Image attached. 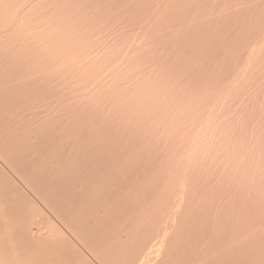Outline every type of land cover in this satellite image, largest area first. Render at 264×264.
<instances>
[{
    "label": "rangeland",
    "instance_id": "1",
    "mask_svg": "<svg viewBox=\"0 0 264 264\" xmlns=\"http://www.w3.org/2000/svg\"><path fill=\"white\" fill-rule=\"evenodd\" d=\"M1 1L2 0H0V15H1ZM22 1L23 0H17V4H14L16 1L13 3L12 8L14 11H12V12L10 11L9 12L10 14L9 13L4 14V12H3L2 16L3 17L5 15L6 16L4 18L2 16H0V21L3 23L0 26H2L3 29L5 27H9V29H10L11 26H14L13 29H10L11 32H9L10 30H8V28L7 29L5 28L3 30L0 27V29H1L0 34L2 31L6 30L5 33L3 32L0 35V40H2V43H3L2 44L0 42L1 48L4 47L3 50L4 49L6 50V51L5 50L2 51V49L0 48L1 49L0 53L3 52L2 55L0 54L2 57V58H0V65H1L0 66V70H1L0 73L2 74V76L7 75L6 74V73H8V72H6V69L8 68L7 63H9V65H12L13 68H16L15 66H17V65L20 67L26 68L23 71V69L19 70V68L17 66V68L15 69L16 70V72H15L14 69L9 66V69L13 70L15 72V75H17V73L19 74V77H21V83L23 84L20 86V90L19 89L17 90L19 93H21L23 95V96H21V98L25 99V100H23V102L25 104L23 102H21V106H22L21 107V125H23V127L21 126V131L24 132L26 129L30 130L32 128L33 124L36 123V121L38 122L39 118H40L39 122H41L43 120H52L54 122L57 121V123H59V122L64 123L65 126H67L68 131L70 130V134H72V135L73 134L74 135L79 134L80 138H82L84 140V142L86 141V143H88L87 139L89 141L90 138L99 139L100 141L103 142V147H104V149L103 148L100 149V151L103 152V154L101 153L102 154L101 157H103V158L104 157L105 158H108V157L118 158V160L116 161V163L119 164L118 166L123 165V167L131 169L134 172L136 171L135 172L136 176L134 179H135L136 184L138 186L141 184V182H142V184L145 183L144 184L145 186L149 185L148 187H150V190L146 192L148 194L146 196V199L148 198V196H150V195L153 196L158 191V188H159L158 186H160L162 184V182L164 181L163 173H165V171H167V168L169 167L168 170L172 169L170 163L168 162V161H172V160H171L170 156L168 158L166 153L168 151L171 152V149L174 148L175 156L177 155L178 158L180 159L181 154H182V156H184L183 155L184 153L182 152V149L184 148L183 146H185V143L188 144V146L186 145L185 152L190 151L191 154L190 153L189 154L192 155L193 150H195L194 156H195L196 152L198 153L197 156H195V157H199L200 155L203 156L202 160H201V156L197 160L195 173L200 174L199 176H201L202 178H204V177L206 178V176H209L211 178V179H209V183H208V179L205 180V179H202L201 177L198 178V175L194 176L195 179L192 177V183H194V185L197 188L195 190H199L198 192H196V195L197 194L198 195L206 194V198L203 199V198H200V196H199V199H202V201H201V200H198V196L195 195L194 200L191 202V204H188V206L184 209L185 211H187L190 207H194L195 211L194 210L191 211V212H193V214H191V217L189 220H190V222H194L195 225H193V227H192L190 225H192L193 223H189L190 227H188V228H191L190 231H192V233H189L190 231L187 233V230H185V233L182 234L183 240H182L181 244H179V243L176 244L175 243L176 241H174V239L171 238V240H173V241H171V245L174 244V248L176 249L175 251L171 252V253H174V255L167 256L165 258L160 257V259H158V257H157V259L155 258V259L150 260L149 264H153V263L155 264V261H156V264H160V263L161 264H200V262H201V264H204V263L205 264H219V263L220 264H223V263L224 264H228V263L229 264H263L264 263V244H263L264 243V215H263L264 214V181H263L264 180V41H263L264 40V31H263L264 30V6H263L264 0H220V1L219 0H211V1L210 0H140V1H138V0H81V1L80 0H74V2H71L70 0H68V1L61 0L60 2H59V0H55V1L49 0L48 5H47V3H48L47 0L46 1L45 0H35V1L34 0H24L25 2L24 1L22 2ZM52 1H54V2L52 3ZM76 1L78 4H76ZM50 2H51V4H50ZM111 2H112V4H111ZM66 3L68 4L69 8L67 7ZM168 3H170V4H168ZM37 4H40V5H37ZM140 4H141V6H140ZM220 4H221V6H220ZM52 5L54 7H52ZM26 6H27V8H26ZM163 6H164V8H163ZM218 6H219V8H218ZM66 7H67V9H66ZM147 7L148 8L150 7V8L148 9ZM35 8H37L38 11L36 10V12H35ZM30 9L34 12V15H33V12L30 11ZM41 9H42V11L39 12ZM55 10H56V12H55ZM59 10H60V12H59ZM61 11H63V12L61 13ZM201 11H203V12H201ZM58 12H59L60 16L57 14ZM73 12H74V16H73ZM29 13H30V15H29ZM62 14H64V15H62ZM83 14H85V15H83ZM67 15L70 16L71 18H74V19L69 20V17ZM75 15H77L78 17L77 16L75 17ZM24 16L26 18H24ZM18 17L20 18V20L16 19ZM51 17L53 19H51ZM82 17H83V19H82ZM152 17H153V19H152ZM177 17H178V19H177ZM191 17L193 20L191 19ZM11 18L15 19L17 22L19 21L18 22L19 25L17 24V22L16 23L14 22L15 20H11ZM3 19H5V20L8 19L10 22L8 20H7L8 21L7 22ZM57 19H59V20H57ZM75 19H77V21ZM161 19L163 22L161 21ZM105 20H106V22H105ZM29 21L32 22L33 24L30 23ZM45 21L50 23L49 24L50 26ZM123 21L125 22L124 24H123ZM1 22H0V24H1ZM4 22H5V24H4ZM25 22L27 24L30 23L31 25L30 24L27 25ZM247 22H248V24H247ZM7 23H8V25L10 24V26H7ZM160 23H162V24H160ZM11 24H14V25H11ZM15 24H17V25L15 26ZM52 24H53V26H52ZM54 24L56 26H54ZM188 24H189V26H188ZM233 25H234V27H233ZM19 26H20L19 29L15 28V27H19ZM25 26H26V30H25V28H23ZM51 26L53 27V29ZM27 27H28L29 33L31 34L32 40L28 39L29 37L26 38V36L28 35ZM56 27L58 30L55 29ZM59 27L61 28L62 33H61ZM219 27H221V28H219ZM254 27H255V29H254ZM22 28L24 30H22ZM45 28H47V30H45ZM63 28H64V30H63ZM67 29H69V31H67ZM70 29H71V31H70ZM15 30H17L18 32H21V33L23 32L22 34H25L26 36L24 37L23 35L19 34ZM30 30H32V32ZM87 30H89V31H87ZM96 30H97V32H96ZM34 31L35 32L38 31L37 34L33 33ZM39 32H41V35H43V33H44L46 38H44L45 36H43V38L46 41L49 40V42L45 41L46 42L45 43L44 40H42L43 41L42 42L41 40L36 39L37 36L38 37L40 36V39L42 38ZM55 32H56V34H55ZM164 32H166V33H164ZM85 33H87V34H85ZM3 34H6V36L3 37ZM33 34H35V35H33ZM111 34H112V36H111ZM11 35H14V36L11 37ZM61 35H63V36H61ZM101 35H102V37H101ZM177 36H179L180 38ZM1 37H3V39ZM10 37L12 39H9ZM14 37H16L15 38L16 41L14 40ZM18 37H20L21 39L17 40ZM106 37H108V38H106ZM123 37L125 38V40ZM223 37L225 40H223ZM4 38L6 39V41ZM52 38H54V40ZM88 39H90V41ZM20 40H22L23 42L21 43ZM221 40H223L224 42L223 41L221 42ZM14 41L16 42V45L14 44L15 43ZM34 42H35V44H32ZM36 42H38V44H41V43L42 44L39 46ZM142 42H143V44H142ZM12 43L14 44V47H12V45H13ZM44 43H45V45H44ZM49 43L51 45H49ZM2 45H3V47H2ZM17 45L19 46L18 50L15 49L16 52H12V49L18 47ZM46 45L49 47L51 46L50 47L51 50H49V51H51L53 53V55L51 52L48 51L49 47H46ZM258 45L260 47L263 46V48L261 47L263 49V50H261L262 53L260 56L256 57V59L254 61L255 67L250 69L249 73L248 72L246 73L247 75L245 76L246 77L245 78V77L240 75V72L242 71V68H243V64H245L244 62H246L247 58L249 57V54L252 51L251 49H253L255 46H258ZM6 46H9L8 48H10V50ZM28 47L30 48V50H28ZM31 47L33 49L35 48L33 52L31 51L32 50ZM22 48H23V50H22ZM26 48L28 50L27 53L25 52ZM148 49L150 51H148ZM131 50H132L133 54L131 53ZM39 51H41V52H39ZM185 51H187V52H185ZM5 52H6V55H5L6 57H4ZM9 52L10 53L12 52L11 53L12 55H10ZM24 52L26 53V55L24 54ZM30 52H32L31 53L32 57L30 56L31 55ZM35 52L38 53L37 57L35 56V54H36ZM60 52L66 53V55H65L66 57L64 55L62 56L63 53L60 54ZM225 52H227V53L230 52L229 53L230 55L229 54H227L229 56L225 55L226 54ZM13 54H16L18 57L13 56ZM20 54L23 56L22 60H21ZM42 54L45 55L46 58ZM58 54H60V55H58ZM68 54H71V57H70V55L68 57ZM147 54H148V56H147ZM178 54H179V56H178ZM55 55H56V57H55ZM223 55L226 57H224ZM50 56H52V57H50ZM77 56L79 58H81L82 61L79 58H77ZM234 56H235V58H234ZM15 57H17L16 59L19 58V60L17 61L16 59H14ZM26 57L28 60L26 59ZM29 57H31L32 59ZM74 57H76V58L74 59ZM4 58H6V59H4ZM7 58H8V60H7ZM163 58H165V60ZM34 59H36V60H34ZM63 59H66V60H63ZM112 59H113V61H112ZM130 59H131V61H130ZM20 60H21L22 64L19 62ZM31 60L33 63H31ZM43 60H46V62L43 63L44 62ZM54 60H57V62L58 61H60V62H58L56 64V61H54ZM87 60H89V61H87ZM92 60L94 62H92ZM162 60H163V62H162ZM39 61H40V63H39ZM70 61H72L71 63L74 64L73 67H75V68L71 67L72 64L70 63ZM73 61L74 62L76 61L77 63L76 62L74 63ZM134 61H137V63H135ZM144 61H145V63H143ZM29 62L32 64V66ZM90 62H92V63L90 64ZM121 63H122V65H121ZM256 63H257L258 67L256 66ZM38 64H39V66H36ZM41 64L43 66H44V64H46L45 70H44L45 66L43 67V66H41ZM54 64L55 65L59 64V65L57 67V66H54ZM147 64H148V66H147ZM3 65H5V66H3ZM80 65L81 66L83 65L82 68ZM84 65H86V67H84ZM131 65H132V67H131ZM134 65H135V68H134ZM186 65H187V67H185ZM67 66H69V67H67ZM149 66H151V67H149ZM37 67L38 68L43 67V68L37 69ZM140 67H141V70H140ZM84 68H86V70ZM124 68L125 69L127 68V69L125 70ZM33 69L35 70L34 73L37 71L36 77H37V74L39 75L37 78H33L34 77L32 74ZM119 69H121V70L123 69L122 71L124 74L121 73L122 71L120 72ZM27 70L31 71V73L29 71L27 72ZM89 70H91V72ZM127 70L129 71V73ZM136 70H137V73H136ZM13 71H12V73H14ZM19 71L21 72L22 76H20L21 74ZM38 71L39 72L42 71L40 73L41 75L38 73ZM150 71H152V73ZM169 71H171V72L168 73ZM214 71H215V73H214ZM101 73H102V75H101ZM119 73H121V74H119ZM145 73H147V74L151 73L150 75L152 77L150 75L147 76V74H145ZM235 73H237V75ZM46 74L47 75L49 74V79H48V76ZM142 74H144V75H142ZM248 74H249V76H248ZM24 75H25L26 79H24V81H22V78L24 77ZM132 75H134L135 78ZM208 75H211L210 78L208 77ZM43 76L46 78H44ZM143 76H145V77H143ZM82 77H84V78H82ZM94 77H96V80L94 79ZM138 77H140L141 79ZM211 77H212V79H211ZM219 77H220V79H219ZM27 78H29V81H27ZM32 78L35 79L34 82L35 81H37V82L40 81V82L37 84H36V82H35V84L34 83L32 84V80H33ZM75 78H77V79H75ZM87 78H88V80H86ZM244 78L246 79L245 82L247 85H245V82L243 80ZM73 79H74V82H73ZM80 79H82V81H80ZM139 79H140V81H139ZM151 79H155V80H151ZM247 79H249V80L247 81ZM89 80H90V82H89ZM183 80H184V82H183ZM202 80H204V81H202ZM25 81L29 82L30 84L25 83ZM166 81H168V82H166ZM175 81H176V83H175ZM77 82L78 83L80 82L79 85ZM113 82L118 83L119 85L114 84ZM180 82L183 83L184 85L181 84ZM194 82H195V84H194ZM243 82H244L245 87H243V85H242ZM106 83H107V86L108 85H110V86L107 87ZM138 84H139V86H138ZM143 84L145 87H143ZM117 85H118V88H117ZM101 86H103V87L101 88ZM189 86H191V87H189ZM119 87H121V88H119ZM146 87H147V89H146ZM203 87H205V88H203ZM225 87L228 88V91H227V88H225ZM103 88H106V89L104 90ZM144 88H145V90H144ZM190 88H191V91H190ZM28 89L31 90V92H30L31 94L29 93ZM156 89L159 92H157ZM179 89H181V90H179ZM262 89H263V91H262ZM108 90H110V91L108 92ZM123 90L125 91L124 95H122ZM194 90H195V95H197L196 97H195L194 93H192V91L194 92ZM91 91L93 93L94 92L95 93L93 94V93H91ZM114 91H115V94H113ZM164 91H166V92H164ZM257 91H259V93ZM141 92H143V93H141ZM182 92H183V94H182ZM220 92L221 93L223 92V93L221 94ZM127 93L129 95V97L126 95ZM152 93H154V94H152ZM162 93H164V94H162ZM208 93H210L211 96L208 95ZM232 93H234V94H232ZM87 94H88V96H87ZM150 94H152V95H150ZM157 94H159V95H157ZM191 94L194 95L193 96L194 99H192L193 97L190 96ZM219 94H221L222 98H221V96L218 97ZM244 94H246V95H244ZM26 95H30V96H28V98H27ZM136 95H138V96L136 97ZM165 95L166 96L168 95V96L166 97ZM206 95H208L207 98H206ZM153 96L155 97V100L153 99L154 98ZM185 96L187 97V99H184V98H186ZM247 96H248V99H247ZM126 97L129 98L128 105H126L127 107L125 106L126 102L124 103V101L126 100L125 99ZM99 98H101L102 100ZM108 98H111V100ZM121 98H123V99L120 102ZM180 98H182L183 101L179 100ZM208 98H209V100L207 101L206 99H208ZM210 98H212V99H210ZM113 99L117 100L118 103H115L116 101ZM224 99H225V101H227V103L222 102ZM130 100L132 102L136 101V102H134V105L132 102H130ZM176 100L180 101V103L178 102L180 107L178 106L177 103H175V102H177ZM193 100H195L194 102L197 104H195L193 102ZM220 100H222V101L220 102ZM110 101H111V103H109ZM113 101H115V102L113 103ZM141 101H144V102H141ZM160 101H162V102H160ZM173 101H174V104L171 103ZM186 101L187 102L189 101L191 104L189 105V102L185 103ZM167 102L169 103V106H168ZM119 103L121 104V106L119 105ZM131 103H132V105H131ZM147 103L149 104V106ZM156 103H157V105H156ZM182 103H183V105H182ZM199 103H201V104H199ZM219 103H224V105L226 107L223 104H219ZM105 104L106 105L110 104V105L106 106ZM113 104H115V106H117L116 109L114 108ZM135 104H137V105H135ZM208 104H210V105L208 106ZM217 104H219V106ZM158 105L160 107L157 109ZM176 105H177V107H176ZM195 105H196V107H194ZM198 105H200V106H198ZM97 106L99 108H97ZM102 106H103V108H102ZM111 106H113V107H111ZM124 106L127 109V110H125V111H127V113L124 111ZM128 106L131 107V108H129L130 112H129ZM134 106L136 109V110L135 109L134 110L136 112H134V110L132 109V108H134ZM210 106H211L210 110H207V109H209ZM246 106H247V108H246ZM105 107H107V108H105ZM148 107H150L151 109L150 108L147 109ZM169 107H171V108H169ZM215 107H218V108H215ZM230 107H231V109H230ZM83 108H84V110H83ZM118 108H119V111H118ZM141 108H143L142 113H140V111H138V110H141ZM191 108H192V110H191ZM111 109L112 110L114 109L113 113H112ZM170 109L172 110L171 115H170L171 111H169ZM173 110H175V112H173ZM214 110L218 111L217 113L215 112V115H213ZM157 111H158L159 115H158V113H157V115L155 114ZM104 112H105V114H104ZM151 112H153L154 114ZM176 112L178 115L180 114L178 116L179 120H177V117L175 114ZM115 113H116V115H114ZM149 113L151 114V118L149 117L150 116ZM196 114H198V115H196ZM121 115H122V117H121ZM131 115H132V118H130ZM165 115H167V117ZM187 115L189 116V118H187L188 117ZM110 116H113V117H111L113 119V121H115V119H116L114 125L112 123L113 121L110 120L111 119ZM124 116H125V118L123 119ZM134 116H136V117H134ZM185 117H186V120H185ZM27 118H28V120H27ZM134 118H135V120H134ZM180 118L183 120H181ZM200 118H202V119H200ZM213 118H215V120H213ZM153 119H155V120L153 121ZM206 119L210 120V121L213 120L211 122V124L212 123H213V125L215 124L214 127L211 125L208 128L209 130L212 131V134H213V137H211V138H209L210 137L209 132L211 134V131H209L208 129H207V131H206V129H203L204 126L201 128V126L204 125L205 121H207ZM63 120H64V122H62ZM133 120L135 123H133V125H132ZM139 120H141L143 123L140 124ZM184 120H185V122H184ZM103 121H104V123H103ZM109 121H111L112 124ZM117 121H118V126L120 125L119 128L121 130H119L118 127L116 126ZM122 121L125 123L126 129L124 128ZM129 121H131V122H129ZM137 121H139V123ZM155 121H156V125H155ZM177 121H179L181 123L178 125ZM214 121H217V122L215 123ZM144 122H146V123H144ZM240 122L242 123V125ZM102 123L105 125V127H103ZM109 123H110V125H109ZM160 123H162L160 126L161 130L159 129V131H158L159 133L157 132L159 137L156 138L157 134L155 132V128L157 131L158 130L157 125ZM29 124H31L32 126L30 127ZM130 124L133 128V131H136V132H134L135 134L133 133ZM200 124H201V126H200ZM127 125L130 128H128ZM96 126L99 129L97 131L101 130L99 133L97 131L95 132ZM113 126L114 127L116 126L115 130H114ZM179 126H181V127H179ZM140 127H142V129ZM171 127H172V129H171ZM177 127H179L178 128L179 131H178ZM187 127H189L188 128L189 130L187 129ZM255 127H256V129H255ZM144 128H146L147 131L144 130ZM92 129H94V130H92ZM215 129H217V130H215ZM116 130L121 132V133H118ZM127 131H129L128 132L129 134L127 133ZM141 131L144 132V134L146 132L148 134L149 138L147 139V137H146L147 134H145V136L143 137L144 134L142 135ZM183 131H184L186 136L184 135ZM186 131L189 134H186ZM256 131H258V133ZM149 133H150V135H149ZM162 133H164V136H163L164 140L161 137ZM169 133L172 135V138H171V135L169 136ZM139 134L141 135L140 138H139ZM167 134H168L169 138H168V136H166ZM96 135H98L99 137H96ZM208 135H209V137H208ZM100 136H102V138ZM151 136L153 137L152 141H154V140L156 141V142H153L152 146L150 145V142H152ZM165 136L167 137L166 140L169 139V145L170 146H171V143L173 142L171 140L172 139L174 140V142L176 144L174 143L173 148L170 147L169 145L166 146L163 144V143H165ZM175 136H176V138H175ZM198 136H199V141L203 144V145L202 144L199 145V146H201L200 151H199V146L196 149H192L193 147H195L196 143L198 142L197 140H196V142H194V138L198 137ZM203 136H204V138H202ZM129 137H130L129 140H131V141L128 140ZM134 137H136V139H134ZM112 138H114V139H112ZM208 138L211 140V141H209V147L210 148L208 147ZM139 139H140V141H138ZM157 139L159 140L158 141L159 146L156 145ZM143 140L145 141V143L142 142ZM206 140H207V142H206ZM213 140H215L214 143H213ZM148 141H149V143H148ZM203 141H205L206 143H203ZM222 141H223V143H222ZM139 142H140V144H139ZM134 143H135V145H134ZM143 143L147 144L146 150L143 149L146 146ZM215 143L218 146H215ZM166 144H167V141H166ZM154 145H155V149H153ZM160 145H161L162 149L165 146H166L165 148L167 149V147L169 146L168 149H170V150L166 151V149L164 148L165 151L163 150V152H161L159 150V149H161ZM172 145H173V143H172ZM175 145H178V146L183 145V146L181 148L179 146V148H180V150H179L178 146L176 147ZM205 145H206V148H205ZM258 145H260V147ZM141 147H142V149H141ZM175 147H176V149H175ZM239 147H240V149H239ZM147 148H148V150L150 149V152L147 150ZM188 148H189V150H188ZM204 148H205V151L203 150ZM207 149H208V151H207ZM112 150H113V152H112ZM154 150H156L155 153H154ZM176 150H177V152H176ZM259 150H260V152H259ZM115 151H116V153H115ZM147 151H148V154L146 155ZM159 151L161 153H164L163 154L164 156L161 153H159ZM178 151H181L182 153L180 154ZM217 151H220V156H219V152H217ZM201 152H203V155L201 154ZM222 152H225L226 154L229 152L228 154L230 155V157H228L229 155L226 156L229 158V162H228V160L226 162V165H228V166H226L224 164L225 163L224 162L222 164V168H221L220 165L223 162L221 159L225 160V155H226V154L224 155V153H222ZM132 153H134L135 156H133ZM150 153H152V154H150ZM178 153H179V155H178ZM205 153H207V157H205ZM157 154H159V158H158ZM169 154H171V156H174L173 155L174 153H169ZM212 154L214 156H212ZM185 155H187V153ZM233 155H235V156H233ZM209 156L212 159V162L210 161L211 159L209 160ZM184 157H186V156H184ZM204 157L206 159L208 158V162H207V160L203 161V160H205ZM215 157H216V164L218 165V167H216L217 165L216 166L214 165L215 162L213 163V161H215ZM232 157L234 159H232ZM176 158L177 157H174V160ZM219 158H220V161H219ZM96 159H98L97 162L101 161L98 158V156H96ZM168 159H170V160H168ZM165 160H168L166 169L164 168ZM238 160H241L242 163L239 162ZM198 161H200V162H198ZM234 162H236V163H234ZM160 163L162 164L163 168L161 167ZM168 164H169V166H168ZM200 164H201V167L199 166ZM202 164L206 165V166H203ZM158 165H160V166H158ZM207 165H210L211 168L209 166L207 167ZM245 166H247V167H245ZM237 168H239L240 170ZM205 169L207 171H210L211 174H210V172L208 173L207 171H205ZM230 169H232V170L229 171ZM246 170L248 171V174H247ZM220 171L222 172V176L219 175ZM213 172L214 173L217 172L216 173V176H217L216 177V184L213 183V182H215V180H214L215 174ZM221 172H220V174H221ZM218 176H219V178H218ZM242 177H243V181L241 183L240 180ZM201 179L204 180L205 182H207V184L201 183L200 182ZM219 179L222 180V182L220 181L221 185L219 186L221 188L222 194L220 191H217ZM258 180H259V182H258ZM232 181H234V183ZM251 181H252V183H251ZM214 184H215L216 188L214 187ZM239 184H241V185H239ZM230 186L233 188H231ZM153 187H154V189H153ZM205 187H207L206 188L207 190H205ZM211 188L212 189L215 188L212 191L213 193L211 192ZM237 188H238V192L236 193ZM243 188H246V189H243ZM233 189H235V192H233L234 191ZM22 190H24V189L21 187V192H22ZM257 190L259 191V193ZM227 191H229V192H227ZM240 191H241V193H240ZM245 191L248 194H250V196ZM24 192H25V190L22 192V194L28 200L33 202L32 198L29 199V197H31V196H29L27 194V192H25V193ZM148 192H150V193H148ZM242 192H243V194H242ZM194 193H193V195H194ZM207 194L209 196H207ZM241 194L243 197L241 196ZM232 195H233V198H231ZM238 195H239V197H238ZM246 197H247V199H246ZM258 197H259V201L257 199ZM213 198H214V201H212ZM216 198L220 202L219 201L215 202ZM243 198H245L244 199L245 202H243ZM223 199H226V200H223ZM227 199H232V200L229 201ZM235 199H237L236 202L234 201ZM255 199L257 201L254 202ZM210 200H211V202H210ZM207 201H208V203H207ZM250 202L253 205H250ZM205 203H207V205ZM254 203L256 204V206L258 205V208L254 206L255 205ZM259 203H260V205H259ZM228 204H230V205H228ZM197 205H198V207H197ZM221 208H222V210H221ZM238 209L240 211H238ZM245 209H247L246 212H245ZM256 209H257V213H256ZM248 210H249V212H248ZM206 211H208V212H206ZM212 212H213V214H212ZM241 212H243L244 214H242ZM203 213H204V215L202 216ZM216 213L218 214L217 217H216ZM237 213H239V214H237ZM196 217H197V219H196ZM226 218H227V220H225ZM234 218H236V219H234ZM239 218H241L242 220L239 221ZM231 220H232V222H231ZM229 223H231L230 226H229ZM252 223H253V225H252ZM211 225H213V227ZM194 226H196L195 228L197 229V230L195 229V231H196L195 233L193 231ZM202 228H203V230H202ZM204 230H206V231H204ZM231 233H232V235H231ZM190 236H191V238H190ZM233 239H234V242H232ZM241 239H242V241H244L243 243H242ZM183 241H185V242H183ZM196 245H197V247H196ZM204 246H205V249L203 248ZM241 246H242V249H241ZM191 247H193V249ZM239 247H240V249H239ZM243 247L245 248V250H243ZM231 248H232V250H231ZM31 249H33V247H31ZM39 250L40 249H38V251ZM188 251H189V253H188ZM225 251H226V254H225ZM227 251H230L231 254L229 252V255H228ZM179 252H180V254H179ZM219 252L220 253L223 252L222 254L225 255L224 259L221 258ZM43 253L44 254H42V255H44V256L48 255L47 252H43ZM214 253L216 255L214 257H210V255L214 254ZM257 253H259V254H257ZM207 256H208V258H207ZM170 257H172V258H170ZM152 261H153V263H152Z\"/></svg>",
    "mask_w": 264,
    "mask_h": 264
},
{
    "label": "bare ground",
    "instance_id": "2",
    "mask_svg": "<svg viewBox=\"0 0 264 264\" xmlns=\"http://www.w3.org/2000/svg\"><path fill=\"white\" fill-rule=\"evenodd\" d=\"M16 1V2H15ZM24 1V0H23ZM22 1V2H23ZM35 1V0H34ZM46 1V0H45ZM51 1V0H50ZM55 1V0H54ZM52 1V3L54 2ZM61 0H59L60 2ZM68 1V0H66ZM71 2H74V0H70ZM81 1V0H80ZM140 1V0H138ZM211 1V0H210ZM220 1V0H219ZM15 2V3H14ZM25 2V1H24ZM41 2V1H40ZM47 5L49 4V0H47ZM151 2V1H150ZM169 2V1H168ZM14 4H17V0H2L1 1V15L4 12V14H8L10 11H14L12 6ZM27 3V2H26ZM32 3V2H31ZM43 3V2H42ZM155 3V2H154ZM171 3V2H170ZM168 3V4H170ZM24 4V3H23ZM33 4V3H32ZM45 4V3H44ZM51 4V2H50ZM76 4L77 1H76ZM112 4V2H111ZM133 4V3H132ZM176 4V3H175ZM183 4V3H182ZM211 4V3H210ZM243 4V3H242ZM255 4V3H254ZM21 5V4H20ZM40 5V4H37ZM46 5V6H47ZM67 7L68 4L66 3ZM75 5V4H74ZM213 5V4H212ZM234 5V4H233ZM15 6V5H14ZM25 6V5H24ZM141 6V4H140ZM182 6V5H181ZM184 6V5H183ZM221 6V4H220ZM236 6V5H235ZM264 6V4H263ZM22 7V6H21ZM42 7V6H41ZM40 7V8H41ZM52 7H54L52 5ZM66 7V9H67ZM91 7V6H90ZM128 7V6H127ZM188 7V6H187ZM237 7V6H236ZM241 7V6H240ZM257 7V6H256ZM27 8V6H26ZM38 8V7H37ZM35 8V12L36 10L38 11V9ZM39 8V9H40ZM69 8V7H68ZM73 8V7H72ZM148 8V7H147ZM150 8V7H149ZM148 8V9H149ZM164 8V6H163ZM197 8V7H196ZM219 8V6H218ZM49 9V8H48ZM47 9V10H48ZM53 9V8H52ZM74 9V8H73ZM76 9V8H75ZM79 9V8H78ZM99 9V8H98ZM136 9V8H135ZM184 9V8H183ZM209 9V8H208ZM263 9V8H262ZM50 10V9H49ZM48 10V11H49ZM157 10V9H156ZM203 10V9H202ZM206 10V9H205ZM261 10V9H260ZM30 11H32L30 9ZM42 9L39 11L41 12ZM64 11V10H63ZM61 11V13L63 12ZM197 11V10H196ZM20 12V11H19ZM24 12V11H23ZM33 12V11H32ZM38 12V13H39ZM56 12V10H55ZM60 12V10H59ZM59 12L57 13L59 16ZM83 12V11H82ZM130 12V11H129ZM148 12V11H147ZM155 12V11H154ZM166 12V11H165ZM200 12V11H199ZM203 12V11H201ZM217 12V11H216ZM231 12V11H230ZM249 12V11H248ZM22 13V12H21ZM20 13V14H21ZM31 13V12H30ZM29 13V15H30ZM46 13V12H45ZM90 13V12H89ZM146 13V12H145ZM149 13V12H148ZM227 13V12H226ZM10 14V13H9ZM24 14V13H23ZM28 14V13H27ZM32 14V13H31ZM86 14V13H85ZM83 14V15H85ZM97 14V13H96ZM138 14V13H137ZM136 14V15H137ZM158 14V13H157ZM198 14V13H197ZM34 15V12H33ZM32 15V16H33ZM40 15V14H39ZM50 15V14H49ZM57 15V16H58ZM64 15V14H62ZM66 15V14H65ZM79 15V14H78ZM82 15V16H83ZM135 15V16H136ZM169 15V14H168ZM205 15V14H204ZM230 15V14H229ZM6 16V15H5ZM4 16V17H5ZM20 16V15H19ZM58 16V17H59ZM68 16V15H67ZM73 16H74V12H73ZM77 15H75L76 17ZM96 16V15H95ZM94 16V17H95ZM165 16V15H164ZM179 16V15H178ZM193 16V15H192ZM3 17V16H2ZM3 17V18H4ZM57 17V18H58ZM69 20H73L74 18H71L70 16ZM78 17V16H77ZM84 17V16H83ZM82 17V19H83ZM113 17V16H112ZM149 17V16H148ZM147 17V18H148ZM170 17V16H169ZM184 17V16H183ZM182 17V18H183ZM188 17V16H187ZM186 17V18H187ZM24 18H26L24 16ZM39 18V17H38ZM114 18V17H113ZM126 18V17H125ZM185 18V17H184ZM6 19V18H5ZM3 19V20H5ZM17 20H20V18H16ZM32 19V18H31ZM40 19V18H39ZM49 19V18H48ZM51 19H53L51 17ZM153 19V17H152ZM175 19V18H174ZM178 19V17H177ZM192 19V17H191ZM208 19V18H207ZM2 20V21H3ZM8 20V19H7ZM5 20V21H7ZM11 20H15L12 19ZM22 20V19H21ZM38 20V19H37ZM59 20V19H57ZM68 20V19H67ZM77 21V19H75ZM102 20V19H101ZM145 20V19H144ZM149 20V19H148ZM160 20V19H159ZM193 20V19H192ZM191 20V21H192ZM212 20V19H211ZM9 21V20H8ZM7 21V22H8ZM23 21V20H22ZM52 21V20H51ZM79 21V20H78ZM87 21V20H86ZM117 21V20H116ZM146 21V20H145ZM162 21V19H161ZM167 21V20H166ZM197 21V20H196ZM201 21V20H200ZM222 21V20H221ZM233 21V20H232ZM254 21V20H253ZM1 22V21H0ZM10 22V21H9ZM15 23L17 22L16 20L14 21ZM19 22V21H18ZM17 22V24H18ZM30 22V21H29ZM46 22V21H45ZM44 22V23H45ZM91 22V21H90ZM106 22V20H105ZM163 22V21H162ZM193 22V21H192ZM211 22V21H210ZM235 22V21H234ZM249 22V21H248ZM247 22V24H248ZM13 23V22H12ZM24 23V22H23ZM26 23V22H25ZM32 23V22H30ZM30 23H26L27 25H29ZM48 25L50 23L46 22ZM117 23V22H116ZM125 22L123 21V24ZM155 23V22H154ZM220 23V22H219ZM3 23L1 22L0 25H2ZM5 24V22H4ZM15 24V26L17 25ZM25 24V25H26ZM33 24V23H32ZM35 24V23H34ZM70 24V23H69ZM108 24V23H107ZM162 24V23H160ZM175 24V23H174ZM173 24V25H174ZM177 24V23H176ZM238 24V23H237ZM14 25V24H11ZM19 25V24H18ZM31 25V24H30ZM36 25V24H35ZM76 25V24H75ZM82 25V24H81ZM101 25V24H100ZM118 25V24H117ZM120 25V24H119ZM170 25V24H169ZM256 25V24H255ZM4 26V25H3ZM7 26H10V24ZM24 26V25H23ZM33 26V25H32ZM50 26V25H49ZM53 26V24H52ZM51 26V27H52ZM54 26H56L54 24ZM69 26V25H68ZM98 26V25H97ZM128 26V25H127ZM179 26V25H178ZM189 26V24H188ZM196 26V25H195ZM194 26V27H195ZM221 26V25H220ZM2 28V26H0ZM30 27V26H29ZM34 27V26H33ZM40 27V26H39ZM58 27V26H57ZM57 27L55 29H57ZM93 27V26H92ZM171 27V26H170ZM205 27V26H204ZM214 27V26H213ZM234 27V25H233ZM6 29L8 28V30L13 29L14 26H11L10 29L9 27H5ZM4 28V29H5ZM15 28H20L19 27H15ZM26 30V26L23 27ZM22 28V30H24ZM60 28V27H59ZM65 28V27H64ZM63 28V30H64ZM68 28V27H67ZM71 28V27H70ZM97 28V27H96ZM110 28V27H109ZM118 28V27H117ZM221 28V27H219ZM238 28V27H237ZM3 29V28H2ZM3 29V30H4ZM32 29V28H31ZM36 29V28H35ZM53 29V27H52ZM66 29V28H65ZM77 29V28H76ZM255 29V27H254ZM1 30V29H0ZM45 30H47V28H45ZM58 30V29H57ZM6 31V30H5ZM5 31H2L1 34ZM17 31V30H15ZM21 31V30H20ZM27 33L28 35L26 36L25 34H22L21 32H18L19 34L23 35L24 37L26 36L29 37L28 39H31V34L29 33L28 27H27ZM32 32V30H30ZM41 31V30H40ZM61 31V28H60ZM59 31V32H60ZM67 31H69V29H67ZM71 31V29H70ZM73 31V30H72ZM89 31V30H87ZM121 31V30H120ZM213 31V30H212ZM264 31V30H263ZM11 32V30L9 31ZM8 32V33H9ZM38 31H34L33 33L37 34ZM42 32V31H41ZM41 32L40 35H41ZM97 32V30H96ZM104 32V31H103ZM102 32V33H103ZM119 32V31H118ZM179 32V31H178ZM196 32V31H195ZM207 32V31H206ZM214 32V31H213ZM221 32V31H220ZM7 33V34H8ZM17 33V34H18ZM26 33V34H27ZM62 33V31H61ZM60 33V34H61ZM66 33V32H65ZM78 33V32H77ZM152 33V32H151ZM166 33V32H164ZM204 33V32H203ZM240 33V32H239ZM0 34V35H1ZM18 34V35H19ZM33 34V35H35ZM56 34V32H55ZM87 34V33H85ZM178 34V33H177ZM176 34V35H177ZM123 35V34H122ZM121 35V36H122ZM184 35V34H183ZM248 35V34H247ZM6 34H3V37H5ZM14 35H11V37ZM43 35H41V39L40 36L36 37V39L38 40H44V42L46 41L44 38H46V36L43 38ZM49 36V35H48ZM63 36V35H61ZM71 36V35H70ZM112 36V34H111ZM165 36V35H164ZM217 36V35H216ZM263 36V35H262ZM3 37H1L3 39ZM9 39H12V38ZM34 37V36H33ZM58 37V36H57ZM72 37V36H71ZM95 37V36H94ZM100 37V36H99ZM102 37V35H101ZM179 37V36H177ZM252 37V36H251ZM16 37H14V40ZM48 38V37H47ZM73 38V37H72ZM71 38V39H72ZM97 38V37H96ZM95 38V39H96ZM108 38V37H106ZM111 38V37H110ZM118 38V37H117ZM124 38V37H123ZM149 38V37H148ZM180 38V37H179ZM201 38V37H200ZM215 38V37H214ZM230 38V37H229ZM5 39V38H4ZM21 39L20 37L17 38V40ZM25 39V38H24ZM49 39V38H48ZM47 39V40H48ZM54 40V38H52ZM70 39V40H71ZM146 39V38H145ZM190 39V38H189ZM237 39V38H236ZM26 40V39H25ZM32 40V39H31ZM69 40V41H70ZM90 41V39H88ZM125 40V38H124ZM182 40V39H181ZM186 40V39H185ZM216 40V39H215ZM223 40L224 37H223ZM221 40V42L223 41ZM250 40V39H249ZM6 41V39H5ZM8 41V40H7ZM14 41V42H15ZM29 41V40H28ZM34 41V40H33ZM36 41V40H35ZM58 41V40H57ZM101 41V40H100ZM107 41V40H106ZM110 41V40H109ZM117 41V40H116ZM155 41V40H154ZM245 41V40H244ZM264 41V40H263ZM0 42L2 43V40H0ZM20 42L22 43L23 41L20 40ZM25 42V41H24ZM43 42V41H42ZM46 42H49L46 41ZM45 42V43H46ZM71 42V41H70ZM69 42V43H70ZM144 42V41H143ZM142 42V44H143ZM206 42V41H205ZM224 42V41H223ZM249 42V41H248ZM8 43V42H7ZM6 43V44H7ZM38 44V42H36ZM44 43V45H45ZM61 43V42H60ZM122 43V42H121ZM3 44V43H2ZM9 44V43H8ZM13 44V43H12ZM11 44V45H12ZM16 45V42L14 43ZM14 44L12 45V47H14ZM32 44H35L32 43ZM42 44V43H41ZM41 44H38L39 46ZM108 44V43H107ZM130 44V43H129ZM206 44V43H205ZM208 44V43H207ZM228 44V43H227ZM234 44V43H233ZM250 44V43H249ZM258 44V43H257ZM19 45V44H18ZM17 45V46H18ZM23 45V44H22ZM49 45H51L49 43ZM61 45V44H60ZM65 45V44H64ZM102 45V44H101ZM133 45V44H132ZM141 45V44H140ZM217 45V44H216ZM215 45V46H216ZM222 45V44H221ZM30 46V45H29ZM74 46V45H73ZM130 46V45H129ZM138 46V45H137ZM150 46V45H149ZM152 46V45H151ZM3 47V45H2ZM7 48L9 46H6ZM33 47V46H32ZM31 47V51L33 52L34 49ZM46 47H49L46 45ZM51 47V46H50ZM49 47V48H50ZM140 47V46H139ZM263 48V46H261ZM259 45L255 46L253 49H251V53L249 54V57L247 58L246 62H244L245 64H243V68L242 71L240 72V75L245 77L247 74V72H250V69L255 67V59L256 57L260 56L263 50ZM0 48H1V44H0ZM4 48V47H3ZM2 49V51H4ZM19 46L17 48L12 49V52H16L15 49L18 50ZM48 51L51 50V48ZM101 48V47H100ZM131 48V47H130ZM191 48V47H190ZM209 48V47H208ZM233 48V47H232ZM245 48V47H244ZM0 49V50H1ZM10 50V48H8ZM132 49V48H131ZM157 49V48H156ZM237 49V48H236ZM14 50V51H13ZM23 50V48H22ZM28 50H30V48L28 47ZM27 48L25 49V52L27 53ZM46 50V49H45ZM57 50V49H56ZM59 50V49H58ZM84 50V49H83ZM181 50V49H180ZM186 50V49H185ZM208 50V49H207ZM216 50V49H215ZM6 51V50H5ZM47 51V52H48ZM142 51V50H141ZM148 51H150L148 49ZM191 51V50H190ZM201 51V50H200ZM209 51V50H208ZM220 51V50H219ZM11 52V53H12ZM24 52V54L26 55V53ZM30 52V54L32 53ZM41 52V51H39ZM51 52V51H49ZM129 52V51H128ZM187 52V51H185ZM232 52V51H231ZM10 52L9 54L12 55ZM35 56L37 57L38 53L35 52ZM52 53V52H51ZM55 53V52H54ZM63 52H60V54ZM132 53V50H131ZM183 53V52H182ZM218 53V52H217ZM226 53V54H225ZM224 54L227 55L229 53L225 52ZM237 53V52H236ZM1 55L3 54V52L0 53ZM58 54V55H60ZM108 54V53H107ZM106 54V55H107ZM127 54V53H126ZM133 54V53H132ZM161 54V53H160ZM192 54V53H191ZM234 54V53H233ZM0 55V58H2ZM6 55V52L4 53V57ZM21 55V54H20ZM41 55V54H40ZM43 55V54H42ZM53 55V53H52ZM65 56L66 53H63L62 56ZM71 57V54H68V57ZM105 55V56H106ZM177 55V54H176ZM175 55V56H176ZM203 55V54H202ZM230 55V54H229ZM227 55V56H229ZM13 56H17L16 54H13ZM32 57V54L30 55ZM45 56V55H43ZM73 56V55H72ZM125 56V55H124ZM132 56V55H131ZM148 56V54H147ZM179 56V54H178ZM208 56V55H207ZM224 56V55H223ZM238 56V55H237ZM12 57V56H11ZM18 57V56H17ZM17 57H15L14 59H16ZM23 56L21 55V60ZM28 57V56H27ZM26 57V59H27ZM29 57V58H31ZM52 57V56H50ZM56 57V55H55ZM66 57V56H65ZM81 57V56H80ZM126 57V56H125ZM226 57V56H224ZM246 57V56H245ZM13 58V57H12ZM35 58V57H34ZM41 58V57H40ZM46 58V56H45ZM76 57H74L75 59ZM77 58H79L77 56ZM86 58V57H85ZM107 58V57H106ZM127 58V57H126ZM133 58V57H132ZM192 58V57H191ZM201 58V57H200ZM218 58V57H217ZM222 58V57H221ZM235 58V56H234ZM262 58V57H261ZM6 59V58H4ZM32 59V58H31ZM50 59V58H49ZM59 59V58H58ZM81 61L82 59L79 58ZM87 59V58H86ZM142 59V58H141ZM147 59V58H146ZM165 60V58H163ZM219 59V58H218ZM233 59V58H232ZM238 59V58H237ZM8 60V58H7ZM6 60V61H7ZM17 61L19 60L16 59ZM21 60L19 61L21 64ZM28 60V59H27ZM36 60V59H34ZM33 60V61H34ZM38 60V59H37ZM53 60V59H52ZM66 60V59H63ZM107 60V59H106ZM192 60V59H191ZM45 63L46 60H43ZM56 64L60 61L57 62ZM68 61V60H67ZM80 61V62H81ZM89 61V60H87ZM91 61V60H90ZM113 61V59H112ZM131 61V59H130ZM198 61V60H197ZM220 61V60H219ZM9 62V61H8ZM27 62V61H26ZM36 62V61H35ZM72 61H70L71 63ZM74 62V61H73ZM76 62V61H75ZM74 62V63H75ZM79 62V63H80ZM92 62H94L92 60ZM90 62V64L92 63ZM98 62V61H97ZM119 62V61H118ZM135 63H137V61H134ZM147 62V61H146ZM163 62V60H162ZM174 62V61H173ZM186 62V61H185ZM210 62V61H209ZM235 62V61H234ZM237 62V61H236ZM241 62V61H240ZM30 63V62H29ZM31 63L32 60H31ZM30 63V64H31ZM40 63V61H39ZM62 63V62H61ZM77 63V62H76ZM104 63V62H103ZM129 63V62H128ZM145 63V61L143 62ZM169 63V62H168ZM192 63V62H191ZM199 63V62H198ZM197 63V64H198ZM8 68L6 69V76H2V74L0 73V264H149V261L152 259H160V257H167V256H171L174 255V253H171L173 251H175L176 249L174 248V244L171 245V238L174 239V241H176V244H181L182 240H183V236L182 234L185 233V230H187V233L191 230V228H188L190 226L193 227L194 222H190V217L191 214H193L194 207H188L189 209L187 211H185L184 209L188 206V204H191V202L194 200V196L196 195V192H198L199 190H195L197 189L196 186L194 185V183H192V177L195 179V175H198V178H200L201 176H199L200 174H196V163L197 160L200 158L199 157H195L197 156V152L194 156L195 150H193V154H191V152H185L186 150V145L188 146V144L185 143V146L183 145H179L180 148L183 146L184 148L182 149V152L184 153L183 155L186 156H182V152L178 151L181 156L180 159L178 158V156H175V150H174V140L172 139L171 141H173V145L171 143V146L169 145V139H167L166 136H168V134L165 136V143H163L164 145H169L170 147H172L173 149H171V152L168 151L169 153H174V156H171V154H169L168 152L166 153L168 158L170 156L172 161H168L165 160V165L164 168L166 169L167 167V161L170 163L172 169L168 170L169 167L167 168V171H165V173H163V179L164 181L162 182V184L160 186H158V191L153 195V196H148V198L146 199V196L148 195L146 192L150 190V187H148L149 185L145 186L144 184H141L138 186L136 184L135 181V176H136V171H132L131 169H128L126 167H123V165L118 166L119 164L116 163V161L118 160V158H113V157H108V158H103L101 157L103 152L100 151V149H104L103 147V142L100 141L99 139H94V138H90L89 141L87 139L84 142V140L82 138H80L79 134L78 135H72L70 134V130L68 131L67 126H65L64 123H57L52 121V120H43L41 122L40 118L39 121L33 124V126L31 124L30 127L32 126V128L30 130H25L24 132L21 131V126L23 127V125H21V102H23V100H25L24 98H21V96H23L21 93H19L17 90H20V86L23 85L21 83V77H19V74L17 73V75H15L16 72V68L17 66H15L16 68H13L12 65H9V63H7ZM25 64V63H24ZM28 64V63H27ZM26 64V65H27ZM35 64V63H34ZM72 64V63H71ZM70 64V65H71ZM82 64V63H81ZM108 64V63H107ZM170 64V63H169ZM46 64H44L45 66ZM59 65V64H58ZM55 65L54 66H57ZM62 65V64H61ZM60 65V66H61ZM74 64L71 65V67H73ZM122 65V63H121ZM160 65V64H159ZM205 65V64H204ZM1 66V65H0ZM5 66V65H3ZM9 66L11 68L14 69L11 70L9 69ZM32 66V64H31ZM35 66V65H34ZM33 66V67H34ZM36 66H39L36 65ZM41 66H43L41 64ZM43 66V67H44ZM79 66V65H78ZM81 66V65H80ZM83 66V65H82ZM81 66V68H82ZM94 66V65H93ZM130 66V65H129ZM148 66V64H147ZM197 66V65H196ZM199 66V65H198ZM257 66V63H256ZM42 67V68H43ZM69 67V66H67ZM84 67H86V65H84ZM96 67V66H95ZM116 67V66H115ZM114 67V68H115ZM132 67V65H131ZM151 67V66H149ZM180 67V66H179ZM187 67V65L185 66ZM238 67V66H237ZM258 67V66H257ZM19 70L23 69V71L26 69L25 67H20L18 66ZM41 68V67H39ZM37 67V69H39ZM41 68V69H42ZM75 68V67H73ZM77 68V67H76ZM135 68V65H134ZM177 68V67H176ZM200 68V67H199ZM198 68V69H199ZM9 69V70H8ZM40 69V70H41ZM46 69V66L44 68V70ZM61 69V68H60ZM69 69V68H68ZM86 70V68H84ZM125 69V68H124ZM127 69V68H126ZM125 69V70H126ZM133 69V68H132ZM143 69V68H142ZM163 69V68H162ZM192 69V68H191ZM221 69V68H220ZM54 70V69H53ZM120 72L123 70L119 69ZM141 70V67H140ZM178 70V69H177ZM240 70V69H239ZM1 71V70H0ZM4 71V70H3ZM12 71L14 73H12ZM29 70H27L28 72ZM34 69H33V78H37L39 75L37 74L36 77V72L34 73ZM91 72V70H89ZM103 71V70H102ZM114 71V70H113ZM116 71V70H115ZM128 71V70H127ZM147 71V70H146ZM203 71V70H202ZM221 71V70H220ZM232 71V70H231ZM258 71V70H257ZM20 72V71H19ZM31 73V71H29ZM42 71H38V73L40 74ZM45 72V71H44ZM96 72V71H95ZM148 72V71H147ZM152 73V71H150ZM163 72V71H162ZM171 71H169L168 73H170ZM184 72V71H183ZM62 73V72H61ZM123 73V71L121 72ZM119 73V74H121ZM129 73V71H128ZM137 73V70H136ZM150 73V74H151ZM179 73V72H178ZM186 73V72H185ZM194 73V72H193ZM215 73V71H214ZM213 73V74H214ZM259 73V72H258ZM21 74V72H20ZM28 74V73H27ZM54 74V73H53ZM87 74V73H86ZM85 74V75H86ZM124 74V73H123ZM122 74V75H123ZM147 74V73H145ZM150 74H147L150 75ZM154 74V73H153ZM197 74V73H196ZM210 74V73H209ZM237 75V73H235ZM41 75V74H40ZM47 75V74H46ZM81 75V74H80ZM102 75V73H101ZM106 75V74H105ZM113 75V74H112ZM144 75V74H142ZM168 75V74H167ZM183 75V74H182ZM212 75V74H211ZM211 75H208V77L210 78ZM22 76V74L20 75ZM48 79H49V74L47 75ZM67 76V75H66ZM87 76V75H86ZM92 76V75H91ZM100 76V75H99ZM134 77V75H132ZM151 76V75H150ZM149 76V77H150ZM173 76V75H172ZM184 76V75H183ZM213 76V75H212ZM216 76V75H215ZM214 76V77H215ZM249 76V74H248ZM42 77V76H41ZM44 77V76H43ZM90 77V76H89ZM88 77V78H89ZM97 77V76H96ZM96 77H94V79L96 80ZM145 77V76H143ZM152 77V76H151ZM169 77V76H168ZM221 77V76H220ZM219 77V79H220ZM261 77V76H260ZM32 78V79H33ZM46 78V77H44ZM84 78V77H82ZM88 78L86 80H88ZM91 78V77H90ZM106 78V77H105ZM120 78V77H119ZM135 78V77H134ZM140 78V77H138ZM246 78V77H245ZM243 79L244 82L246 79ZM250 78V77H249ZM24 79H26L25 75L22 78V81H24ZM31 79V80H32ZM77 79V78H75ZM141 79V78H140ZM139 79V81H140ZM212 79V77H211ZM235 79V78H234ZM35 79L32 80V84L36 82L39 83L40 81H35ZM37 80V79H36ZM85 80V79H84ZM113 80V79H112ZM116 80V79H115ZM114 80V81H115ZM138 80V79H137ZM151 80H155V79H151ZM189 80V79H188ZM217 80V79H216ZM231 80V79H230ZM249 79H247L248 81ZM262 80V79H261ZM27 81H29V78H27ZM80 81H82V79H80ZM94 81V80H93ZM99 81V80H98ZM107 81V80H106ZM148 81V80H147ZM169 81V80H168ZM166 81V82H168ZM201 81V80H200ZM204 81V80H202ZM74 82V79H73ZM86 82V81H85ZM90 82V80H89ZM88 82V83H89ZM100 82V81H99ZM102 82V81H101ZM121 82V81H120ZM137 82V81H136ZM135 82V83H136ZM184 82V80H183ZM193 82V81H192ZM197 82V81H196ZM206 82V81H205ZM230 82V81H229ZM233 82V81H232ZM240 82V81H239ZM243 82V87H245ZM256 82V81H255ZM254 82V83H255ZM30 84L29 82H26ZM24 83V84H25ZM78 83V82H77ZM80 83V82H79ZM78 83V85H79ZM114 83V82H113ZM176 83V81H175ZM181 83V82H180ZM179 83V84H180ZM214 83V82H213ZM216 83V82H215ZM231 83V82H230ZM236 83V82H235ZM248 83V82H247ZM82 84V83H81ZM101 84V83H100ZM114 84H118V83H114ZM159 84V83H158ZM169 84V83H168ZM183 84V83H181ZM191 84V83H190ZM195 84V82H194ZM83 85V84H82ZM85 85V84H84ZM95 85V84H94ZM119 85V84H118ZM117 85V88H118ZM121 85V84H120ZM134 85V84H133ZM170 85V84H169ZM184 85V84H183ZM233 85V84H232ZM104 86V85H103ZM101 86V88L103 87ZM107 86V83H106ZM110 85H108L107 87H109ZM139 86V84H138ZM171 86V85H170ZM225 86V85H224ZM237 86V85H236ZM128 87V86H127ZM143 87L144 84H143ZM182 87V86H181ZM191 87V86H189ZM220 87V86H219ZM222 87V86H221ZM43 88V87H42ZM48 88V87H47ZM113 88V87H112ZM121 88V87H119ZM138 88V87H137ZM172 88V87H171ZM183 88V87H182ZM205 88V87H203ZM227 88V87H225ZM77 89V88H76ZM79 89V88H78ZM104 90L106 88H103ZM126 89V88H125ZM131 89V88H130ZM140 89V88H139ZM147 89V87H146ZM187 89V88H186ZM207 89V88H206ZM248 89V88H247ZM38 90V89H37ZM88 90V89H87ZM90 90V89H89ZM97 90V89H96ZM113 90V89H112ZM115 90V89H114ZM145 90V88H144ZM157 90V89H156ZM174 90V89H173ZM181 90V89H179ZM183 90V89H182ZM29 93L31 92L30 89H28ZM72 91V90H71ZM95 91V90H94ZM110 90H108L109 92ZM118 91V90H117ZM150 91V90H149ZM191 91V88H190ZM217 91V90H216ZM228 91V88H227ZM226 91V92H227ZM263 91V89H262ZM40 92V91H39ZM124 90H123V94L124 95ZM157 92H159L157 90ZM166 92V91H164ZM169 92V91H168ZM180 92V91H179ZM232 92V91H231ZM230 92V93H231ZM239 92V91H238ZM259 93V91H257ZM91 93H93L91 91ZM95 93V92H94ZM93 93V94H94ZM117 93V92H116ZM130 93V92H129ZM143 93V92H141ZM181 93V92H180ZM192 93H194L195 95V90L194 92L192 91ZM205 93V92H204ZM221 93V92H220ZM223 93V92H222ZM221 93V94H222ZM247 93V92H246ZM31 94V93H30ZM42 94V93H41ZM90 94V93H89ZM92 94V95H93ZM115 94V91L114 93ZM118 94V93H117ZM145 94V93H144ZM154 94V93H152ZM150 94V95H152ZM164 94V93H162ZM183 94V92H182ZM206 94V93H205ZM221 94H219L218 97L221 96ZM234 94V93H232ZM236 94V93H235ZM249 94V93H248ZM97 95V94H96ZM112 95V94H111ZM121 95V96H122ZM128 97V93L126 94ZM149 95V94H148ZM159 95V94H157ZM185 95V94H184ZM188 95V94H187ZM194 95H190V96H194ZM208 95H210V93H208ZM206 95V98L207 96ZM246 95V94H244ZM27 98L30 95H26ZM88 96V94H87ZM100 96V95H99ZM120 96V97H121ZM138 95H136L137 97ZM162 96V95H161ZM166 96V95H165ZM168 96V95H167ZM166 96V97H167ZM176 96V95H175ZM197 95H195L196 97ZM211 96V95H210ZM229 96V95H228ZM241 96V95H240ZM43 97V96H42ZM110 97V96H109ZM126 97L124 103L125 106L128 105V101L129 98ZM150 97V96H149ZM154 97V96H153ZM184 97V96H183ZM186 97V96H185ZM203 97V96H202ZM213 97V96H212ZM31 98V97H30ZM34 98V97H33ZM128 98V99H127ZM140 98V97H139ZM148 98V97H147ZM161 98V97H160ZM171 98V97H170ZM169 98V99H170ZM222 98V96H221ZM220 98V99H221ZM240 98V97H239ZM101 99V98H99ZM111 100V98H108ZM123 98L120 99V102L122 101ZM135 99V98H134ZM150 99V98H149ZM155 100V97L153 98ZM152 99V100H153ZM184 99H187L184 98ZM194 99V97L192 98ZM197 99V98H196ZM195 99V100H196ZM212 99V98H210ZM219 99V98H218ZM248 99V96H247ZM102 100V99H101ZM115 100V99H113ZM158 100V99H157ZM156 100V101H157ZM175 100V99H174ZM179 100H182V98H180ZM193 100V102L195 101ZM207 101L209 100L206 99ZM69 101V100H68ZM116 101V102H115ZM113 101V103H118L117 100ZM170 101V100H169ZM177 101V100H176ZM183 101V100H182ZM181 101V102H182ZM219 101V100H218ZM222 100H220L221 102ZM98 102V101H97ZM103 102V101H102ZM107 102V101H106ZM130 102H132L130 100ZM136 102V101H134ZM134 102L133 105H134ZM144 102V101H141ZM162 102V101H160ZM180 101H177L175 103L178 104V106L180 107L179 103ZM189 102V101H188ZM187 101L185 103H188ZM224 103H227V101H225V99L222 101ZM262 102V101H261ZM24 103V102H23ZM69 103V102H68ZM100 103V102H99ZM111 103V101L109 102ZM131 103V105H132ZM138 103V102H137ZM146 103V102H145ZM150 103V102H149ZM174 104V101L171 102ZM195 103V102H194ZM224 103H219V104H223ZM230 103V102H229ZM245 103V102H244ZM25 104V103H24ZM95 104V103H94ZM142 104V103H141ZM148 104V103H147ZM153 104V103H152ZM159 104V103H158ZM168 106L169 103L167 102ZM172 104V105H173ZM191 103L189 102V105ZM197 104V103H195ZM201 104V103H199ZM219 104H217L219 106ZM243 104V103H242ZM246 104V103H245ZM260 104V103H259ZM37 105V104H36ZM104 105V104H103ZM106 105V104H105ZM110 105V104H107ZM106 105V106H107ZM114 105V108L116 109L117 106ZM119 105L121 106V104L119 103ZM130 105V104H129ZM130 105V106H131ZM137 105V104H135ZM157 105V103H156ZM171 105V104H170ZM183 105V103H182ZM181 105V106H182ZM194 105V104H193ZM210 104H208L209 106ZM222 105V106H223ZM70 106V105H69ZM124 106V111L127 110L126 107ZM149 106V104H148ZM151 106V105H150ZM200 106V105H198ZM225 106V105H224ZM34 107V106H33ZM44 107V106H43ZM113 107V106H111ZM140 107V106H139ZM142 107V106H141ZM160 106H157V109ZM177 107V105H176ZM178 107V108H179ZM185 107V106H184ZM196 107V105L194 106ZM226 107V106H225ZM229 107V106H228ZM243 107V106H242ZM37 108V107H36ZM97 108H99L97 106ZM103 108V106H102ZM101 108V109H102ZM107 108V107H105ZM131 108L128 106V109ZM150 107H148L147 109H149ZM171 108V107H169ZM189 108V107H188ZM211 106L209 107L210 110ZM218 108V107H215ZM247 108V106H246ZM55 109V108H54ZM133 110L135 109L132 108ZM151 109V108H150ZM180 109V108H179ZM231 109V107H230ZM84 110V108H83ZM112 110V109H111ZM114 110V109H113ZM112 110V113H113ZM136 110V109H135ZM134 110V112H136ZM143 108H141L140 113H142ZM160 110V109H159ZM192 110V108H191ZM44 111V110H43ZM119 111V108H118ZM169 111H171L170 115L172 114V110L170 109ZM186 111V110H185ZM184 111V112H185ZM198 111V110H197ZM223 111V110H222ZM226 111V110H225ZM229 111V110H228ZM94 112V111H93ZM115 112V111H114ZM127 113V111H125ZM130 112V109H129ZM173 112H175V110H173ZM183 112V113H184ZM215 112L217 113L218 111L214 110L213 115H215ZM92 113V112H91ZM111 113V114H112ZM153 113V112H151ZM158 111L155 113L157 115ZM189 113V112H188ZM198 113V112H197ZM243 113V112H242ZM105 114V112H104ZM110 114V115H111ZM123 114V113H122ZM130 114V113H129ZM136 114V113H135ZM150 114V113H149ZM154 114V113H153ZM177 120L178 119V115L177 112L175 113ZM182 114V113H181ZM199 114V113H198ZM196 114V115H198ZM251 114V113H250ZM116 115V113L114 114ZM113 115V116H114ZM159 115V113H158ZM163 115V114H162ZM184 115V114H183ZM221 115V114H220ZM235 115V114H234ZM28 116V115H27ZM34 116V115H33ZM113 116H110L113 117ZM167 117V115H165ZM188 116V115H187ZM208 116V115H207ZM64 117V116H63ZM73 117V116H72ZM122 117V115H121ZM120 117V118H121ZM136 117V116H134ZM151 118V114L149 116ZM162 117V116H161ZM252 117V116H251ZM260 117V116H259ZM83 118V117H82ZM115 118V117H114ZM117 118V117H116ZM125 118V116L123 117V119ZM130 118H132V115L130 116ZM140 118V117H139ZM155 118V117H154ZM189 118V116L187 117ZM247 118V117H246ZM254 118V117H253ZM181 119V118H180ZM202 119V118H200ZM232 119V118H231ZM234 119V118H233ZM28 120V118H27ZM68 120V119H67ZM95 120V119H94ZM111 121H113V119H110ZM135 120V118H134ZM133 120V123H135ZM155 119H153L154 121ZM163 120V119H162ZM183 120V119H181ZM186 120V117H185ZM184 120V122H185ZM189 120V119H188ZM207 120V119H206ZM213 120H215V118H213ZM212 120V121H213ZM70 121V120H69ZM111 121H109L111 123ZM116 121V119H115ZM115 121H113V125L115 124ZM140 124L143 123L141 120ZM139 121H137L139 123ZM205 121V120H204ZM210 120L205 121L204 125L201 126V128L204 126L203 129H207L212 125L213 127L215 126V124L213 125V123L211 124ZM231 121V120H230ZM64 122V120L62 121ZM123 122V121H122ZM131 122V121H129ZM150 122V121H149ZM162 122V121H161ZM165 122V121H164ZM178 125L181 123L179 121ZM199 122V121H198ZM215 123L217 121H214ZM104 123V121H103ZM102 123V124H103ZM107 123V122H106ZM109 123V125H110ZM111 123V124H112ZM146 123V122H144ZM152 123V122H151ZM183 123V122H182ZM195 123V122H194ZM193 123V124H194ZM232 123V122H231ZM241 123V122H240ZM96 124V123H95ZM150 124V123H149ZM162 123L157 125V131L155 128V132H156V138L159 137L158 135V131L160 129ZM169 124V123H168ZM190 124V123H189ZM155 125H156V121H155ZM217 125V124H216ZM226 125V124H225ZM242 125V123H241ZM76 126V125H75ZM82 126V125H81ZM119 130H121L118 126V121H117V125ZM116 126L114 127V130L116 128ZM123 126L125 127V123L123 122ZM131 126V124H130ZM173 126V125H172ZM185 126V125H184ZM183 126V127H184ZM188 126V125H187ZM190 126V125H189ZM103 127H105V125L103 124ZM110 127V126H109ZM128 128H130L127 125ZM135 127V126H134ZM147 127V126H146ZM181 127V126H179ZM177 127V129L179 128ZM182 127V128H183ZM132 128V126H131ZM142 129V127H140ZM189 127H187L188 129ZM241 128V127H240ZM95 132L97 130H99L97 128V126L95 127ZM124 129V130H125ZM172 129V127H171ZM175 129V128H174ZM184 129V128H183ZM192 129V128H191ZM196 129V128H195ZM213 129V128H212ZM225 129V128H224ZM256 129V127H255ZM254 129V130H255ZM262 129V128H261ZM94 130V129H92ZM144 130H146V128H144ZM161 130V129H160ZM189 130V129H188ZM197 130V129H196ZM209 130V129H208ZM217 130V129H215ZM222 130V129H221ZM244 130V129H243ZM242 130V131H243ZM101 131V130H100ZM100 131H97L98 133ZM117 131V130H116ZM133 131V128H132ZM139 131V130H138ZM147 131V130H146ZM176 131V130H175ZM179 131V129H178ZM211 131V130H209ZM118 133H121L119 131H117ZM126 132V131H125ZM129 131H127L128 133ZM136 131H133V133ZM142 132V131H141ZM158 132V133H157ZM165 132V131H164ZM177 132V131H176ZM192 132V131H191ZM224 132V131H223ZM258 133V131H256ZM72 133V132H71ZM110 133V132H109ZM126 133V134H127ZM132 133V132H131ZM171 133V132H170ZM169 133V136L171 135ZM184 133V131H183ZM195 133V132H194ZM198 133V132H197ZM200 133V132H199ZM123 134V133H122ZM129 134V133H128ZM135 134V133H134ZM144 134V132H142V135ZM145 134H147L145 132ZM145 134L143 135V137L145 136ZM180 134V133H179ZM186 134L187 133L186 131ZM204 134V133H203ZM212 134V131H211ZM209 132L208 137L211 138L213 137V134L211 135ZM238 134V133H237ZM110 135V134H109ZM124 135V134H123ZM150 135V133H149ZM162 139L164 140V133L161 134ZM185 135V133H184ZM206 135V134H205ZM229 135V134H228ZM234 135V134H233ZM111 136V135H110ZM113 136V135H112ZM140 134H139V138H140ZM168 136V138H169ZM186 136V135H185ZM96 137H99L98 135H96ZM102 138V136H100ZM107 137V136H106ZM114 137V136H113ZM147 139L149 138L148 134L146 135ZM189 137V136H188ZM187 137V138H188ZM239 137V136H238ZM259 137V136H258ZM104 138V137H103ZM124 138V137H123ZM172 138V135H171ZM176 138V136H175ZM174 138V139H175ZM204 138V136L202 137ZM206 138V137H205ZM208 138V147H209V141H211ZM114 139V138H112ZM119 139V138H118ZM130 139V137L128 138V140ZM134 139H136V137H134ZM153 137L151 136V141H152ZM189 139V138H188ZM123 140V139H122ZM127 140V141H128ZM176 140V139H175ZM180 140V139H179ZM183 140V139H182ZM196 140L198 141L195 145V147H193L192 149H196L200 144H202L199 141V136L194 138V142H196ZM131 141V140H129ZM140 141V139L138 140ZM137 141V142H138ZM158 139H157V144L158 145ZM167 141V144H166ZM215 140H213L214 143ZM142 142L145 143V141L143 140ZM153 142H156L155 140L150 142V145L152 146ZM177 142V141H176ZM184 142V141H183ZM182 142V143H183ZM207 142V140H206ZM205 141H203V143H206ZM217 142V141H216ZM119 143V142H118ZM143 143V144H144ZM149 143V141H148ZM212 143V144H213ZM218 143V142H217ZM223 143V141H222ZM140 144V142H139ZM176 144V143H175ZM246 144V143H245ZM114 145V144H113ZM135 145V143H134ZM147 147V144H144ZM194 145V144H193ZM203 145V144H202ZM234 145V144H233ZM133 146V145H132ZM138 146V145H137ZM159 146V145H158ZM165 146V147H166ZM168 146V147H169ZM176 147L178 145H175ZM178 146V148H179ZM215 146L216 145L215 143ZM231 146V145H230ZM244 146V145H243ZM260 147V145H258ZM115 147V146H114ZM161 147V145H160ZM164 147V148H165ZM166 149L170 150V149ZM175 147V149H176ZM200 147L199 146V151H200ZM132 148V147H131ZM158 148V147H157ZM156 148V149H157ZM159 149L161 152H163V150L165 151V149ZM177 148V149H178ZM179 148V150H180ZM190 148V147H189ZM188 148V150H189ZM206 148V145H205ZM205 148L203 149L205 151ZM210 148V147H209ZM208 148V149H209ZM220 148V147H219ZM232 148V147H231ZM251 148V147H250ZM110 149V148H109ZM130 149V148H129ZM142 149V147H141ZM153 149H155V145L153 147ZM207 149V151H208ZM221 149V148H220ZM240 149V147H239ZM257 149V148H256ZM116 150V149H115ZM148 150V148H147ZM215 150V149H214ZM213 150V151H214ZM229 150V149H228ZM249 150V149H248ZM141 151V150H140ZM150 152V149L148 150ZM148 151L146 153V155L148 154ZM159 151V153H161ZM174 151V152H173ZM243 151V150H242ZM251 151V150H250ZM113 152V150H112ZM123 152V151H122ZM156 152V150H154V153ZM177 152V150H176ZM210 152V151H209ZM212 152V151H211ZM219 152V156H220V151ZM216 152V153H217ZM260 152V150H259ZM102 153V154H101ZM116 153V151H115ZM141 153V152H140ZM178 153V155H179ZM187 153V155H185ZM190 153V154H189ZM208 153V152H207ZM207 153H205V157H207ZM224 155L226 154L225 152ZM229 153V152H228ZM225 155V160L221 159L223 162L221 163V168H222V164L224 163L226 165V162L228 160L229 162V158L230 155L229 154ZM143 154V153H142ZM141 154V155H142ZM152 154V153H150ZM149 154V155H150ZM162 155L164 153H161ZM201 154L203 155V152H201ZM235 154V153H234ZM258 154V153H257ZM133 156L134 153H132ZM158 158H159V154ZM211 155V154H210ZM229 155V156H228ZM96 156H98V158L101 160L99 162H97L98 159H96ZM164 156V155H163ZM166 156V157H167ZM212 156H214L212 154ZM228 156V157H226ZM235 156V155H233ZM174 157H177L174 160ZM203 156H201V160ZM204 157L205 160L208 162V158L206 159ZM250 157V156H249ZM134 158V157H133ZM157 158V157H156ZM173 158V159H172ZM241 158V157H240ZM161 159V158H160ZM167 159V158H166ZM210 156H209V160H210ZM232 159H234L232 157ZM242 159V158H241ZM252 159V158H251ZM125 160V159H124ZM132 160V159H131ZM164 160V159H163ZM174 160V161H173ZM200 160V161H201ZM259 160V159H258ZM198 161V162H200ZM202 161V162H203ZM212 162V159L210 160ZM209 161V162H210ZM220 161V158H219ZM232 161V160H231ZM239 162L242 163L241 160H238ZM215 162V163H214ZM149 163V162H148ZM159 163V162H158ZM214 165L216 166V157H215V161H213ZM236 163V162H234ZM152 164V163H151ZM251 164V163H250ZM259 164V163H258ZM161 167L162 164L160 163ZM158 165V166H160ZM203 165V164H202ZM213 165V164H212ZM213 165V166H214ZM169 166V164H168ZM201 167V164L199 165ZM206 166V165H203ZM210 167V165H207V167ZM224 166V165H223ZM228 166V165H226ZM231 166V165H230ZM229 166V167H230ZM240 166V165H239ZM130 167V166H129ZM218 167V165L216 166ZM247 167V166H245ZM163 168V167H162ZM213 168V167H212ZM239 169V168H237ZM232 169H230L229 171H231ZM240 170V169H239ZM263 170V169H262ZM205 171H207L205 169ZM235 171V170H234ZM247 171V170H246ZM145 172V171H144ZM208 173L210 171H207ZM221 172V171H220ZM219 175L222 176V172ZM236 172V171H235ZM243 172V171H242ZM214 173V172H213ZM216 173L215 172V177L214 180L216 184ZM226 173V172H225ZM211 174V172H210ZM235 174V173H234ZM248 174V171H247ZM161 175V174H160ZM209 175V174H208ZM235 176V175H234ZM226 177V176H225ZM144 178V177H143ZM202 178V177H201ZM219 178V176H218ZM236 178V177H235ZM238 178V177H237ZM261 178V177H260ZM155 179V178H154ZM207 180L208 179V183H209V179H211L209 176H206V178H202ZM200 180L201 183H206L204 180ZM199 180V179H198ZM224 180V179H223ZM226 180V179H225ZM229 180V179H228ZM149 181V180H148ZM222 180L219 179V184L217 186V191L221 192V188L219 187L221 184ZM243 181V177L241 178L240 182L242 183ZM264 181V180H263ZM153 182V181H152ZM234 183V181H232ZM231 182V183H232ZM259 182V180H258ZM257 182V183H258ZM252 183V181H251ZM214 184V187H215ZM226 184V183H225ZM247 184V183H246ZM241 185V184H239ZM223 186V185H222ZM233 186V185H232ZM21 187L25 190V192H27V194L33 199V202H31L30 200H28L23 194L22 192L24 190H22L21 192ZM231 187V186H230ZM244 187V186H243ZM207 187H205V190ZM216 188V187H215ZM214 188V189H215ZM224 188V187H223ZM233 188V187H231ZM154 189V187H153ZM211 188V192L214 190ZM220 189V190H219ZM246 189V188H243ZM194 190V191H193ZM235 192V189H233ZM251 190V189H250ZM155 191V190H154ZM258 191V190H257ZM24 192V193H25ZM195 192V193H194ZM210 192V193H211ZM219 192V193H220ZM229 192V191H227ZM238 192V188L236 193ZM246 192V191H245ZM150 193V192H148ZM194 193V195H193ZM213 193V192H212ZM241 193V191H240ZM247 193V192H246ZM259 193V191H258ZM222 194V192H221ZM229 194V193H228ZM234 194V193H233ZM243 194V192H242ZM241 194V196H242ZM248 194V193H247ZM211 195V194H210ZM235 195V194H234ZM250 196V194H248ZM247 195V196H248ZM198 196V200L199 196L200 198L205 199L206 198V194H201V195H196ZM207 196H209L207 194ZM215 196V195H214ZM239 197V195H238ZM243 197V196H242ZM233 198V195L232 197ZM263 198V197H262ZM196 199V198H195ZM209 199V198H208ZM221 199V198H220ZM240 199V198H239ZM245 198H243V202ZM247 199V197H246ZM259 201V197L257 198ZM222 200V199H221ZM226 200V199H223ZM229 201H231L232 199H227ZM23 201V202H22ZM197 201V200H196ZM206 201V200H205ZM214 201V198L213 200ZM218 202L219 200L216 198L215 202ZM235 202L237 201V199L234 200ZM251 201V200H250ZM257 201L256 199L254 200V202ZM22 202V203H21ZM211 202V200H210ZM220 202V201H219ZM196 203V202H195ZM204 203V202H203ZM208 203V201H207ZM207 203H205L207 205ZM247 203V202H246ZM210 204V203H209ZM255 204V203H254ZM230 205V204H228ZM243 205V204H242ZM250 205H253L250 202ZM260 205V203H259ZM191 206V205H190ZM200 206V205H199ZM210 206V205H209ZM208 206V207H209ZM255 207L258 208V205L256 206V204L254 205ZM198 207V205H197ZM243 207V206H242ZM219 208V207H218ZM234 208V207H233ZM260 208V207H259ZM235 209V208H234ZM243 209V208H242ZM222 210V208H221ZM247 209H245L246 212ZM195 211V210H194ZM199 211V210H198ZM219 211V210H218ZM217 211V212H218ZM238 211H240L238 209ZM208 212V211H206ZM224 212V211H223ZM222 212V213H223ZM232 212V211H231ZM234 212V211H233ZM249 212V210H248ZM210 213V212H209ZM228 213V212H227ZM242 214H244L243 212H241ZM240 213V214H241ZM256 213H257V209H256ZM213 214V212H212ZM239 214V213H237ZM263 214V213H262ZM197 215V214H196ZM204 215V213L202 214V216ZM225 215V214H224ZM264 215V214H263ZM218 216V214L216 213V217ZM261 216V215H260ZM207 218V217H206ZM210 218V217H209ZM213 218V217H212ZM233 218V217H232ZM197 219V217H196ZM203 219V218H202ZM236 219V218H234ZM227 220V218L225 219ZM242 220L241 218H239V221ZM229 221V220H228ZM196 222V221H195ZM211 222V221H210ZM214 222V221H213ZM216 222V221H215ZM232 222V220H231ZM189 223H193L192 225H190ZM223 223V222H222ZM219 224V223H218ZM231 223H229L230 226ZM190 225V226H189ZM236 225V224H235ZM251 225V224H250ZM249 225V226H250ZM253 225V223H252ZM213 227V225H211ZM227 226V225H226ZM196 226H194V233ZM204 227V226H203ZM238 227V226H237ZM252 227V226H251ZM259 227V226H258ZM257 227V228H258ZM219 228V227H218ZM217 228V229H218ZM239 228V227H238ZM197 230V229H196ZM203 230V228H202ZM213 230V229H212ZM216 230V229H215ZM206 231V230H204ZM218 231V230H217ZM222 231V230H221ZM237 231V230H236ZM256 231V230H255ZM203 232V231H202ZM235 232V231H234ZM189 233H192V231H190ZM200 233V232H199ZM198 233V234H199ZM236 234V233H235ZM232 235V233H231ZM237 235V234H236ZM258 236V235H257ZM188 237V236H187ZM191 238V236H190ZM233 238V237H232ZM253 238V237H252ZM257 238V237H256ZM262 238V237H261ZM194 239V238H193ZM201 239V238H200ZM243 239V238H242ZM241 239V241H242ZM251 239V238H250ZM170 240V241H169ZM232 240V239H231ZM213 241V240H212ZM185 242V241H183ZM234 242V239L233 241ZM244 241H242L243 243ZM257 242V241H256ZM173 243V242H172ZM193 243V242H192ZM197 243V242H196ZM205 243V242H204ZM207 243V242H206ZM184 244V243H183ZM245 244V243H244ZM264 244V243H263ZM33 247V249H31V247ZM200 245V244H199ZM207 246V245H206ZM239 246V245H238ZM197 247V245H196ZM193 249V247H191ZM205 249V246L203 247ZM225 248V247H224ZM223 248V249H224ZM38 249H40L38 251ZM234 249V248H233ZM240 249V247H239ZM242 249V246H241ZM187 250V249H186ZM201 250V249H200ZM232 250V248H231ZM243 250H245V248L243 247ZM210 251V250H209ZM43 252H47L48 255L44 256L42 254H44ZM218 252V251H217ZM228 255L230 251H227ZM242 252V251H241ZM189 253V251H188ZM191 253V252H190ZM223 253V252H222ZM219 252L221 258L224 259L225 255ZM180 254V252H179ZM226 254V251H225ZM231 254V252H230ZM256 254V253H255ZM259 254V253H257ZM182 255V254H181ZM210 255V254H209ZM216 254H211L210 257H214ZM248 255V254H247ZM206 256V255H205ZM254 256V255H253ZM175 257V256H174ZM187 257V256H186ZM238 257V256H237ZM172 258V257H170ZM208 258V256H207ZM228 258V257H227ZM187 260V259H186ZM200 260V259H199ZM202 260V259H201ZM220 260V259H219ZM227 260V259H226ZM198 261V260H197ZM204 261V260H203ZM207 261V260H206ZM230 261V260H229ZM228 261V262H229ZM262 262V261H261ZM153 263V261H152ZM158 263V262H157ZM177 263V262H176ZM227 263V262H226ZM242 263V262H241ZM154 264V263H153ZM156 264V261H155ZM161 264V263H160ZM201 264V262H200ZM205 264V263H204ZM220 264V263H219ZM224 264V263H223ZM229 264V263H228ZM264 264V263H263Z\"/></svg>",
    "mask_w": 264,
    "mask_h": 264
}]
</instances>
